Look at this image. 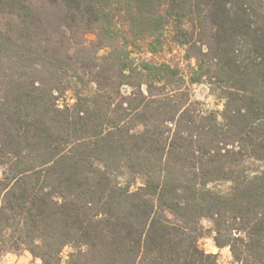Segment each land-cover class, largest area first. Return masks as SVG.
<instances>
[{
	"label": "trees",
	"instance_id": "1",
	"mask_svg": "<svg viewBox=\"0 0 264 264\" xmlns=\"http://www.w3.org/2000/svg\"><path fill=\"white\" fill-rule=\"evenodd\" d=\"M263 162L264 0H0V258L264 264Z\"/></svg>",
	"mask_w": 264,
	"mask_h": 264
},
{
	"label": "rangeland",
	"instance_id": "2",
	"mask_svg": "<svg viewBox=\"0 0 264 264\" xmlns=\"http://www.w3.org/2000/svg\"><path fill=\"white\" fill-rule=\"evenodd\" d=\"M88 39H93L94 35L89 33L87 35ZM99 54L105 53V49H100ZM134 55L140 57L141 59L151 60L155 62H165L172 65H178L183 71H187L188 64L194 65V60H185L183 58L184 50L182 47L175 44H169L164 51L156 54H151L147 52L143 45L137 48V52ZM191 89V99L196 101V106L205 112L213 111L218 112L222 109L223 101L216 96L208 92V88L203 83H194L190 86ZM74 102V96L72 91L67 90L59 97L58 103L60 106L64 104H72ZM264 169V162L261 163ZM1 174V169H0ZM201 224L204 228V235L199 237L198 244L206 252L218 253L220 261L223 264H236L233 263L230 252L227 247L218 248L212 239V222L209 218L204 217L201 219ZM69 248L63 250V256L65 257ZM38 261V262H37ZM0 264H40L38 258L30 257L27 251H22L20 253L9 252L0 258Z\"/></svg>",
	"mask_w": 264,
	"mask_h": 264
},
{
	"label": "crops",
	"instance_id": "3",
	"mask_svg": "<svg viewBox=\"0 0 264 264\" xmlns=\"http://www.w3.org/2000/svg\"><path fill=\"white\" fill-rule=\"evenodd\" d=\"M28 252V251H27ZM29 256L32 258L33 256L28 252ZM36 259V258H35ZM38 262V261H37Z\"/></svg>",
	"mask_w": 264,
	"mask_h": 264
}]
</instances>
